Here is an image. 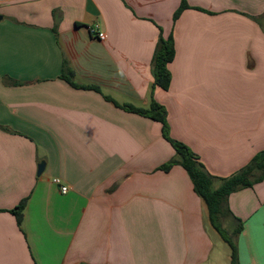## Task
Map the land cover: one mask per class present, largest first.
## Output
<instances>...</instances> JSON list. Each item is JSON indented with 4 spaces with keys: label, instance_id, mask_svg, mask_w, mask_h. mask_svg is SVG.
I'll use <instances>...</instances> for the list:
<instances>
[{
    "label": "crops",
    "instance_id": "obj_1",
    "mask_svg": "<svg viewBox=\"0 0 264 264\" xmlns=\"http://www.w3.org/2000/svg\"><path fill=\"white\" fill-rule=\"evenodd\" d=\"M185 1L173 21L181 0H0V264H230L186 171L158 170L175 155L161 125L104 98L163 106L169 137L216 178L264 150V0ZM225 208L238 264H264V177Z\"/></svg>",
    "mask_w": 264,
    "mask_h": 264
},
{
    "label": "trees",
    "instance_id": "obj_2",
    "mask_svg": "<svg viewBox=\"0 0 264 264\" xmlns=\"http://www.w3.org/2000/svg\"><path fill=\"white\" fill-rule=\"evenodd\" d=\"M185 0H181L179 7L174 12L172 19L176 21L181 13L188 9ZM160 30V28H159ZM175 51L172 41V36L163 38L161 35L157 45V49L152 59V75L154 79V86L166 91L170 84V73L167 66L174 59ZM74 76L73 71L63 68L61 79L65 80L72 87L90 89L100 92L98 86H78L72 82ZM104 98L112 102L116 107L134 114H138L149 118L161 125L162 137L171 144L175 151L174 157L168 162L161 165L158 170L168 172L171 167L181 166L189 176L193 191L203 201L208 214V220L213 229L221 236L223 241L227 244L230 251V264H238L237 245L235 239L242 229V224L236 219V227L228 235L222 229L221 217L226 211V203L228 196L240 189L251 187L254 183L260 182L264 177V150L258 152L243 168L236 173L226 178H216L211 176L198 161V158L192 153L184 144L171 139L168 135L167 114L163 106L151 100L147 109L133 107L131 105H119L111 98L104 96ZM215 183H218L215 188ZM26 199H23L17 206L9 210L16 219V224L21 228L23 220V210Z\"/></svg>",
    "mask_w": 264,
    "mask_h": 264
},
{
    "label": "built area",
    "instance_id": "obj_3",
    "mask_svg": "<svg viewBox=\"0 0 264 264\" xmlns=\"http://www.w3.org/2000/svg\"><path fill=\"white\" fill-rule=\"evenodd\" d=\"M97 38L99 40H104V34L103 33H98L97 34ZM53 183H55L59 187L60 192L62 194H64V193L67 192V187L66 186H63V185H60V181L58 179H53Z\"/></svg>",
    "mask_w": 264,
    "mask_h": 264
},
{
    "label": "rangeland",
    "instance_id": "obj_4",
    "mask_svg": "<svg viewBox=\"0 0 264 264\" xmlns=\"http://www.w3.org/2000/svg\"><path fill=\"white\" fill-rule=\"evenodd\" d=\"M221 226H222V229L228 233V235L231 234L232 231H231V228L230 227H228V226H226V225H224L222 223H221ZM229 254H230V251H229ZM222 264H229V262H226V260L223 259Z\"/></svg>",
    "mask_w": 264,
    "mask_h": 264
},
{
    "label": "water",
    "instance_id": "obj_5",
    "mask_svg": "<svg viewBox=\"0 0 264 264\" xmlns=\"http://www.w3.org/2000/svg\"><path fill=\"white\" fill-rule=\"evenodd\" d=\"M2 19V16L0 15V21ZM44 169V162H41L37 167V176H40Z\"/></svg>",
    "mask_w": 264,
    "mask_h": 264
}]
</instances>
